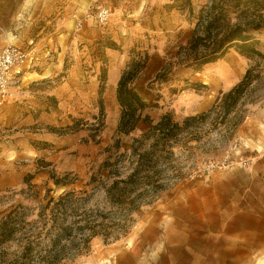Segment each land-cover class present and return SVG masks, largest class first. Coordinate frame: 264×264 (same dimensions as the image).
Instances as JSON below:
<instances>
[{
    "label": "rangeland",
    "instance_id": "1",
    "mask_svg": "<svg viewBox=\"0 0 264 264\" xmlns=\"http://www.w3.org/2000/svg\"><path fill=\"white\" fill-rule=\"evenodd\" d=\"M210 1H193L194 13L186 10L183 18L171 16L169 4L129 16L131 8L122 9V0H97L80 13L74 9L66 14L63 2L45 8L23 0L20 9L18 1H11L4 11L0 48L8 44L34 48L37 63L23 72L41 70L46 75V67L53 71L31 84L23 72L12 81L9 87L19 86L22 109H17L10 125L0 126V160L6 162L0 164V177L8 169L21 173L0 185V212L21 206L28 221L36 219L39 205L49 196L72 189L91 192L88 182L118 138L121 107L108 74L122 73L139 61L149 63V69L142 70L146 78L141 87L134 83L149 104L142 117L155 123L170 114L182 123L187 116L208 112L256 65L257 76L226 118L213 113L194 122L164 151L156 163L160 187L132 214L128 234L111 242L94 237L87 249L76 255L70 252L61 264H261L264 260V57L248 58L232 47L199 71L184 67L193 50L190 39L196 17L201 5ZM103 5L112 10L106 24L89 19L77 27L86 11ZM254 36L256 48L264 54V27ZM158 72L165 76L153 81ZM59 86H64L63 98L51 103L57 116L41 119L36 113L37 119L26 122V108L44 105L48 99L43 91ZM74 121L71 131L68 126ZM150 126L140 120L131 134L119 136L123 148ZM70 133L77 135L82 148L49 149L51 156L57 154L53 160L36 156L22 144L40 148L38 139ZM8 163L12 165L6 170L3 166ZM54 179L67 184L56 185ZM92 196L89 206L102 203V190ZM16 249L13 243L9 252ZM11 259L0 264H10Z\"/></svg>",
    "mask_w": 264,
    "mask_h": 264
},
{
    "label": "trees",
    "instance_id": "2",
    "mask_svg": "<svg viewBox=\"0 0 264 264\" xmlns=\"http://www.w3.org/2000/svg\"><path fill=\"white\" fill-rule=\"evenodd\" d=\"M180 9L194 13L191 0H183ZM233 18L236 21L232 22ZM262 27L264 0L205 2L196 17L190 39L193 50L184 67L199 71L203 65L222 58L232 47L248 58L264 57L256 48L254 36V32ZM145 65V61L135 63L124 70L118 80L116 99L121 107L116 128L118 138L107 148L108 157L91 176L88 182L91 192L72 189L57 197L49 196L39 205L33 221L24 218L21 206L0 212V261L7 262L12 258L10 264H61L70 252L76 255L87 249L94 237L111 242L126 236L132 214L160 187L155 178L156 163L168 146L181 133L193 128L196 121H203L213 113H221L226 118L257 76L256 65L250 66L243 78L222 94L208 112L187 116L182 123L174 121L170 114H164L152 123L149 117H142L149 104L134 87ZM164 76L158 72L153 81ZM100 102L102 107L101 97ZM140 120L151 126L140 137L133 138L130 147L123 148L119 136L131 134ZM74 125L75 121L68 128L73 131ZM54 183L67 184L59 179H54ZM98 190H102V205L96 203L98 205L92 208L88 200ZM13 243L17 249L10 253Z\"/></svg>",
    "mask_w": 264,
    "mask_h": 264
},
{
    "label": "crops",
    "instance_id": "3",
    "mask_svg": "<svg viewBox=\"0 0 264 264\" xmlns=\"http://www.w3.org/2000/svg\"><path fill=\"white\" fill-rule=\"evenodd\" d=\"M14 1V3H16L18 1V7L21 9L22 5H23V0H5V3H3V0H0V23L3 21V14L4 11H6L7 9H9L11 7L10 2ZM97 0H32V2L38 3L39 5H41L42 7L45 8H52L54 7L57 3L63 2L64 6V13H69L70 11H73L74 9H77L78 12H82L83 9L95 4ZM182 0H122L121 5L122 9L125 7H130L131 8V12L128 13L129 16L133 15V14H137V16L142 15V13L144 12V10L146 8H153V7H157V6H161L164 4H169V6L172 9V14L171 16L177 18L178 16H180L181 18H183L186 14V10H181L180 9V3ZM192 4L193 1H197V0H191ZM16 5V4H15ZM194 7V5H193ZM3 47V46H2ZM1 47V48H2ZM0 48V49H1ZM159 53L155 54V62H157L156 60H159ZM37 63V61L35 62V64L33 66H35ZM31 66V67H33ZM30 68V67H29ZM28 69V68H27ZM149 69V63H146L145 67H144V71ZM46 72L47 74L45 75L43 73V71H37V70H31V71H26L23 72V77L25 76V74H29V79L27 81V83H33L36 82L37 80H43L45 78H47L48 76H51L53 71H51L50 67H46ZM142 73V72H141ZM140 73V74H141ZM32 74H37L38 77H30L32 76ZM122 73H118V74H112L107 76V80L109 85L111 84L113 90L114 87L116 89L117 87V83L118 80L120 78ZM139 74V75H140ZM142 73L140 76L137 77L136 79V83L139 82V87L140 84H142V81L144 78ZM145 75V74H144ZM21 77V76H20ZM22 77V78H23ZM138 80V81H137ZM50 82V81H49ZM135 83V84H136ZM20 85H24V82H21ZM19 86H11L9 87V91H10V95L7 98L8 100H6V102L4 103V105L2 106L1 110H0V126H8L11 124V121L14 118V115L17 111V109H22L20 108V104H21V100L20 97L18 96L19 92L16 91ZM49 85H48V89H49ZM64 86H59L58 88H54L52 90H48V91H43L45 92L48 102H45L44 105L42 106H38V107H29L28 109L26 108V114L24 117V120L26 122H29V120H33V119H37L36 118V113L41 116L43 118H45V115H55L57 116L58 113H56V108L51 106V103L53 104L54 102L59 100H62L63 98V88ZM136 88V87H135ZM137 90V89H136ZM116 92V90H115ZM138 94L145 100L147 101V98L144 97L138 90H137ZM49 101H50V105H49ZM34 103V102H33ZM35 106V105H34ZM31 108V109H30ZM48 117V116H47ZM76 132V131H75ZM40 140V142H38V144H40V148H33L30 143L24 142L22 143L25 150H29L30 151V147L33 149L34 154L39 155V156H45L46 160H53L56 158L57 154H54L51 156V153L49 151V149H61V148H65V149H74V148H78L81 149L82 146L77 144V135L76 134H59L58 136L52 138V139H38ZM10 147H12V144H10ZM15 151V150H13ZM62 151V150H60ZM4 160H0V164L4 163ZM6 163V162H5ZM10 163H8L6 166H3L4 168H10ZM5 172L2 174V176L0 177V185L1 186H5L7 184H9L12 180L17 179L18 176H21V173L16 172L15 170H10Z\"/></svg>",
    "mask_w": 264,
    "mask_h": 264
},
{
    "label": "built area",
    "instance_id": "4",
    "mask_svg": "<svg viewBox=\"0 0 264 264\" xmlns=\"http://www.w3.org/2000/svg\"><path fill=\"white\" fill-rule=\"evenodd\" d=\"M111 14V8L106 5L88 10L82 19L77 21V27H82L89 19L104 25L109 21ZM36 61L37 54L34 48L24 49L18 45L8 44L0 49V110L9 96V85L21 76L25 68L33 66Z\"/></svg>",
    "mask_w": 264,
    "mask_h": 264
},
{
    "label": "bare ground",
    "instance_id": "5",
    "mask_svg": "<svg viewBox=\"0 0 264 264\" xmlns=\"http://www.w3.org/2000/svg\"><path fill=\"white\" fill-rule=\"evenodd\" d=\"M261 262H262L261 264H264V260H262Z\"/></svg>",
    "mask_w": 264,
    "mask_h": 264
}]
</instances>
